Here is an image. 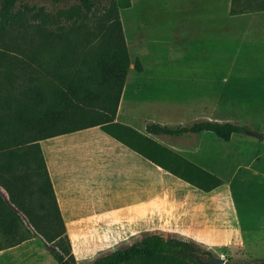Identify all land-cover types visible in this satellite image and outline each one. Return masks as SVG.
<instances>
[{
	"label": "crops",
	"instance_id": "0c3cea01",
	"mask_svg": "<svg viewBox=\"0 0 264 264\" xmlns=\"http://www.w3.org/2000/svg\"><path fill=\"white\" fill-rule=\"evenodd\" d=\"M246 3L230 16L236 23L234 47H229L228 30L222 24L229 19L228 0H129L126 9L118 10L128 67L113 120L121 127L110 131L122 142L96 126L38 142L75 264L150 231L226 253L225 248L233 246L235 251L246 244L227 182L232 173L223 180L205 169L221 184L202 191L155 163L199 165L220 155L222 163H236L238 171L245 161L237 160L242 151L232 144L244 148L249 141L232 137L213 144L206 131L176 136L148 131L154 126L180 129L208 121L264 134L241 119H212L205 101L197 108V100L211 98L205 96L204 85H227V77L213 81L165 76L158 67V63H228L234 51L236 57L233 60L230 54V59L236 63H264V0ZM135 61L140 72L133 68ZM227 93L232 92L226 88ZM253 157L255 153L248 159Z\"/></svg>",
	"mask_w": 264,
	"mask_h": 264
},
{
	"label": "trees",
	"instance_id": "16d2710c",
	"mask_svg": "<svg viewBox=\"0 0 264 264\" xmlns=\"http://www.w3.org/2000/svg\"><path fill=\"white\" fill-rule=\"evenodd\" d=\"M19 1L0 0V40L25 17L26 7L21 13L14 11ZM52 1L74 3L81 9L84 21L93 13L99 14L93 28L85 31L81 44L86 49L79 63H34V67L29 63H0L3 77L0 82V191L3 193L0 194V250L35 235L52 246L51 256L57 264H75L38 142L94 126L120 141L110 129L121 127L113 120L128 57L118 10L126 9L129 0H106L100 8L99 0ZM77 43L74 38L67 40L66 45L74 49ZM17 67L22 71L32 70L38 79L48 76L52 82H48L47 88L16 87L12 85L11 75ZM133 68L140 72L137 61ZM84 117L90 118L81 121ZM245 130L227 122L208 121L189 128H148L170 136L206 131L223 142ZM262 137L264 141V134ZM161 150L173 156L170 151ZM155 165L202 191L221 184L213 174L185 161ZM190 254L201 255L193 242L148 233L83 264H189ZM204 254L210 256L208 252Z\"/></svg>",
	"mask_w": 264,
	"mask_h": 264
},
{
	"label": "rangeland",
	"instance_id": "374dc122",
	"mask_svg": "<svg viewBox=\"0 0 264 264\" xmlns=\"http://www.w3.org/2000/svg\"><path fill=\"white\" fill-rule=\"evenodd\" d=\"M105 4L106 0H99L97 7L100 8ZM247 4L246 0H228L229 19L222 21V24L228 30L229 47H234L236 41V23L230 16L235 15ZM23 7H26L27 11L21 24L10 27L0 40V63H29L32 67L35 66L34 63L59 61L61 63H72L73 61L79 63L80 57L86 49L81 44L83 36L86 30L90 31L93 28L94 20L99 13H93L90 18L84 21L81 17V9L76 8L74 3H55L52 0H20L15 5L14 11L21 13ZM41 22L45 23L41 24ZM81 25L86 27L82 28ZM74 38L78 43L73 49L67 46L66 42ZM67 52L69 59H67ZM230 54L233 55L234 60L235 51ZM230 54L228 63H158V67L162 68L165 76H196L211 78L213 81L219 80L220 77H227L229 80L227 85L221 83L204 85L206 87V90L203 91L205 96L210 95L211 98L197 100V108L199 105L203 106L199 102L205 101L206 109L208 108L207 103L210 104L212 119L219 122L225 120L235 122L237 119H241L242 124L254 127L264 133V63H236L232 61V58L230 59ZM1 72L2 66H0ZM36 76L38 75H33L32 70L22 71L19 68L12 70V85L16 87L38 85L47 88L48 82H52L48 76L45 79H38ZM36 79L38 80L36 81ZM1 80H3L2 76H0V82ZM207 87L210 88V93ZM201 88L196 85L197 91H202ZM226 88L232 93L225 95ZM88 118L90 117H84L81 121ZM241 123L238 121V124ZM232 137V140L244 138L249 141L244 148H242L244 144L240 145L236 142L232 144L237 145L242 151L237 160L245 161L244 167H240L236 171L238 165L222 163L220 160L223 158L220 155L213 158L214 162L212 163H201L195 166L209 170L223 180H227L232 173L227 182L231 187V195L237 208L241 227L247 237L246 244L242 248L236 247L235 251L233 246L225 248L228 253L224 250H212L194 244L196 251L201 253V257L207 256L204 252H208L214 256L222 254L224 259L230 262L257 263L264 260V176H262L264 175V143L254 138H248L245 133ZM211 138L213 144L218 141L213 135ZM252 153H255L257 157H253V160L248 159ZM252 170L254 171L252 172ZM187 190L198 195L194 190L188 188ZM0 194L3 196L1 191ZM148 233L186 241L165 232L150 231ZM148 233L127 238L109 250L95 254L93 258L113 249L123 248ZM51 251V245L44 244L39 237L32 235L16 246L0 250V264H57L51 256ZM93 258L77 263H87ZM187 261L189 264H196L192 258Z\"/></svg>",
	"mask_w": 264,
	"mask_h": 264
},
{
	"label": "water",
	"instance_id": "95a60500",
	"mask_svg": "<svg viewBox=\"0 0 264 264\" xmlns=\"http://www.w3.org/2000/svg\"><path fill=\"white\" fill-rule=\"evenodd\" d=\"M247 135L255 137L256 139L262 140V134L258 132H245ZM192 259L196 261V264H249L248 262H230L224 259V255L219 256H200L198 254H190L189 255ZM259 264H264V260L259 261Z\"/></svg>",
	"mask_w": 264,
	"mask_h": 264
},
{
	"label": "flooded vegetation",
	"instance_id": "af4514ba",
	"mask_svg": "<svg viewBox=\"0 0 264 264\" xmlns=\"http://www.w3.org/2000/svg\"><path fill=\"white\" fill-rule=\"evenodd\" d=\"M198 255H200V254H198ZM195 261V260H194ZM249 264H259V262H257V263H249Z\"/></svg>",
	"mask_w": 264,
	"mask_h": 264
}]
</instances>
